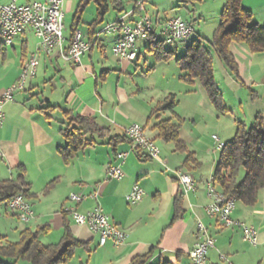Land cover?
<instances>
[{"label":"crops","instance_id":"obj_1","mask_svg":"<svg viewBox=\"0 0 264 264\" xmlns=\"http://www.w3.org/2000/svg\"><path fill=\"white\" fill-rule=\"evenodd\" d=\"M33 1L40 0H17L19 4ZM78 1L65 0L63 13L74 14ZM134 1L120 0L118 9H110L106 15L108 19L105 20V16L104 23L95 30L92 50L81 57L80 64H66L57 52L50 55L38 52L35 76L4 106L5 121L0 129V181L15 180L20 174L18 168L23 169V180L28 185L27 200L34 218L22 224L6 207L0 206V245L17 242L25 229L41 227H48V231L40 236V242L45 246L58 244L66 222L72 236L86 243L75 249L67 264H129L134 257H141L151 250L148 264H190L189 252L196 242V224L201 222L215 244L207 253L206 264H264L263 243L249 245L237 227H225L205 213V206L211 202L207 183L218 156L205 172L202 155L210 150L203 144V136L196 128L198 122L206 124L212 119H217L219 124V117H214L212 104L197 81L187 85L179 80L181 73L174 59L181 57L184 49L178 54V45H174L173 58L157 61L149 51V41H139L135 47L136 60L119 61L110 49L119 35H105L100 31L104 25L118 19L134 24L147 15L155 22V39L160 40L157 36L159 25L174 17L181 18L180 14L185 12L190 21H184L193 29L191 39L210 41L218 26L224 0H203L201 8L180 3L182 0H145L144 12L136 10ZM8 2L0 0V5ZM88 6L83 16L90 11L91 20L84 32L80 27L78 29L87 41L88 25L96 13L94 5V8ZM241 6L252 13L254 23L264 27V0H241ZM214 16L218 20H214ZM211 17L213 20L207 27V20ZM191 22H195L197 28ZM70 35L64 37L65 47L69 45ZM36 49L37 39L29 29L15 38L10 47H3L0 43V94L17 80L23 62ZM108 51L111 57H107ZM230 51L237 64L238 77L227 71L213 55L214 78L215 81L218 78L223 98L232 102L231 108L237 106L242 112L246 108V113L242 115L244 121L234 119L227 137H216L222 144L229 141L228 136L233 137L236 122L246 125L247 121L251 125L259 114L264 123V52L252 54L241 44H232ZM157 78L162 81L160 88ZM148 79H152V83H143ZM175 79L176 84L172 87L169 80ZM170 94L176 98L179 95L184 97V103L188 105V115H183L178 113L177 103L174 112L178 119H173L172 123L181 121L179 137L200 164L197 169H182L193 179L195 190L182 195L176 219L173 218L174 200L182 192L172 171L182 168L186 154L174 151L172 144L159 139L154 128L158 121L171 119V113L160 114L158 120L149 114L157 102ZM66 116L89 118L102 130L87 133L85 138L95 143L78 151L68 163L58 153V148L65 145L60 130L74 125ZM131 124L145 129L161 153L159 161L131 148L125 137V129ZM213 143L219 155L220 150ZM118 153L125 155L123 161L115 158ZM111 164L120 166L121 179L105 178ZM51 183L52 187L46 191ZM135 184L142 189L143 197L139 204L131 206L125 197ZM70 193L84 196L96 193L97 197H88L80 204H74L68 200ZM96 206L115 225L128 232L129 237L122 246L115 247L111 242L99 246L97 235L86 227L76 226L67 211L76 207L75 210L85 213ZM231 217L263 233L264 190L253 207L236 202Z\"/></svg>","mask_w":264,"mask_h":264},{"label":"trees","instance_id":"obj_2","mask_svg":"<svg viewBox=\"0 0 264 264\" xmlns=\"http://www.w3.org/2000/svg\"><path fill=\"white\" fill-rule=\"evenodd\" d=\"M202 1L182 0L180 3L194 5ZM91 3L96 9L95 19L88 25V41L91 45L94 44L95 30L104 23L103 20L110 9H118L121 5L120 0H79L72 17L68 43L73 33L81 26L83 13ZM251 16L252 13L241 6V0H224L219 13V23L211 40L190 39L186 45L181 44L184 49L183 55L174 59L181 73L179 80L187 85L197 81L207 94L212 106L222 114L227 113L228 110L216 85L212 57L216 55L226 70L238 77L237 64L230 51L232 44L245 45L252 54L264 52V27L254 23ZM148 41L149 51L157 61L173 58V49H166L162 40H156L154 35H151ZM177 103L176 96L170 94L157 102L149 114L150 117L158 120L160 114L167 111L171 113V119L160 120L154 126L158 132V138L172 144L174 151L186 154L181 170L197 169L200 164L179 137L181 121L178 120V124L172 123L173 119H178L174 112ZM66 117L74 125L60 130L65 145L58 148V153L65 163H68L78 151L95 143L85 138L87 133L102 130H99L89 118ZM18 169L20 174L15 180L0 181V206L7 207L9 201L19 194L26 199L29 196L28 185L23 180V169L21 167ZM212 179L219 193L231 199L234 198L236 202H241L247 207H253L257 203L260 192L264 190V123L259 114L248 127L241 122H236L233 137L225 142L219 151ZM52 184L46 188V191L52 187ZM182 195L181 193L174 200V219L178 217ZM47 231L48 227L36 230L25 229L19 234L17 242H6L0 245V264H17L18 261L28 264H67L72 259L75 249L86 245L72 236L66 222L62 239L58 244L45 246L40 242V236ZM151 253L152 250L141 257H134L129 264H148Z\"/></svg>","mask_w":264,"mask_h":264},{"label":"built area","instance_id":"obj_3","mask_svg":"<svg viewBox=\"0 0 264 264\" xmlns=\"http://www.w3.org/2000/svg\"><path fill=\"white\" fill-rule=\"evenodd\" d=\"M144 1L135 0L134 5L138 12H144ZM65 0H49V17H50V44L51 54L57 52L63 62L66 64H80L81 57L92 50L89 41L82 38L79 30H76L70 40L67 49H65V38L63 36V5ZM21 29H29L37 39V49L34 52L32 67L27 70H20L17 80L0 94V129L4 125L5 114L4 106L11 102L13 94L16 91L24 90L29 79L33 78L38 67V52H42L41 47V5L40 1H33L26 4H19L17 0H9L8 3L0 5V41H8L9 47L15 38L21 36ZM101 33H116L119 35L117 42L112 46V55L120 60L133 62L137 58L136 45L139 41H147L151 35L155 34V22L149 16H142L134 24H126L122 19L106 24ZM193 29L184 19L174 17L162 22L159 25L157 36L165 44L174 46L185 44L190 41ZM125 137L134 150L144 152L150 159L159 161L158 147L154 144L145 129L138 124H131L125 129ZM218 150L222 149L223 144L212 136ZM2 156L0 151V157ZM123 153L115 154L117 160L123 161ZM172 174L181 188L184 196L195 190V183L189 174L181 169L172 171ZM123 177L120 166L108 165L105 172L107 180H119ZM207 194L210 204L205 206L206 215L215 219L225 227H237L242 239L251 246L264 244V232H260L255 227L242 221L235 220L231 214L235 208L236 200L234 198L219 193L213 184V179L207 183ZM95 199L97 194L84 196L81 194L70 193L68 200L74 204H80L86 198ZM143 191L136 184L133 185L125 199L131 206L139 204L142 200ZM16 219L22 224H27L34 218L32 206L22 205L17 196L9 201L6 207ZM71 207L67 211L71 216L72 222L76 226L86 227L98 237V245L104 246L111 242L115 247L122 246L128 239L129 234L125 230L115 225L110 217L103 212L100 207L96 206L92 210L80 213ZM196 242L189 252L190 264H206L207 253L214 247V241L207 233L206 228L201 222L196 224Z\"/></svg>","mask_w":264,"mask_h":264},{"label":"rangeland","instance_id":"obj_4","mask_svg":"<svg viewBox=\"0 0 264 264\" xmlns=\"http://www.w3.org/2000/svg\"><path fill=\"white\" fill-rule=\"evenodd\" d=\"M195 7L197 8H201L202 4L201 3H195L194 4ZM88 8H94L93 7V4H89ZM89 12L90 11H86V13L84 14L83 16V22L80 26V31L81 32H84L85 29H86V25L90 22L91 18H89ZM73 13H63L64 15V20H63V36L64 37H68L70 35V27H71V23H72V15ZM181 18L187 20V21H190L188 19V16H187V13H181L180 14ZM218 20L217 17L214 16V20ZM108 19V16H106L105 20ZM213 20V17H211V19L207 20V27H209L211 25V22ZM192 23V26H194V28H197L196 26V23L195 22H191ZM105 26V25H104ZM103 26V27H104ZM102 30V28L100 29V31ZM100 35H103V34H100ZM178 46V50H180L178 52V54H181V52H183V47H180L179 44H177ZM165 48L166 49H172L173 46H169L167 44H164ZM144 54V53H143ZM106 55L107 57H111V52L109 53L106 52ZM152 60V59H150ZM160 78H157V85L159 86L160 88V85L162 84V81L159 80ZM170 82H172L171 86L173 87L175 84H176V79L175 80H169ZM218 81V78L216 79V82ZM143 83H152V79H148L147 81H143ZM219 82H217V87L218 89H220L219 87ZM184 97L182 96H178L176 99H177V102L179 103V107H178V113H183L184 114H187L188 115V105H185V101L183 99ZM223 98V96H222ZM224 100V103H225V106L227 108V113H220L218 112L213 106H212V110L214 111V117L218 116L219 117V124L217 123V119L210 121V123H206V124H203L201 122H198V126L196 128V131L198 133H200L202 136H203V144L206 145V148H209L210 152L209 153H203L202 155V160H203V165L205 167V172L208 171V168L211 166L212 164V161L213 160H216L217 156H218V151L214 148V143H213V139H211V136L214 135L215 137H219L220 139H222V137H227L228 133H230V128L232 127L231 124H234V119H237L239 121H244L243 119V112L246 113V108L243 109V112L241 110H238V107L235 106V108H231L232 106V102H230V100ZM227 101V102H226ZM227 103V105H226ZM241 111V112H240ZM247 116V115H246ZM245 117V116H244ZM245 123L248 124V122L246 121ZM246 124V125H247ZM250 124L247 125V127L249 126ZM231 135V134H230ZM233 135V134H232ZM230 139L232 136H228ZM229 138H225V139H229ZM213 140V141H212ZM2 208V207H1ZM17 264H28L26 262H23V261H18Z\"/></svg>","mask_w":264,"mask_h":264},{"label":"bare ground","instance_id":"obj_5","mask_svg":"<svg viewBox=\"0 0 264 264\" xmlns=\"http://www.w3.org/2000/svg\"><path fill=\"white\" fill-rule=\"evenodd\" d=\"M41 5V47L42 52L46 55L51 54V44H50V17H49V0H40ZM26 29H21V35ZM3 47H9L8 41H0ZM32 60H34V53H32L25 62H23L20 70H27L32 67ZM18 201L22 202V205L31 206L26 198L22 194L17 195ZM9 206V203L7 207Z\"/></svg>","mask_w":264,"mask_h":264}]
</instances>
